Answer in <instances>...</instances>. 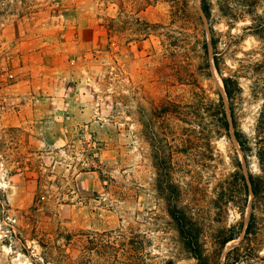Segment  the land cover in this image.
I'll use <instances>...</instances> for the list:
<instances>
[{
  "label": "rangeland",
  "instance_id": "374dc122",
  "mask_svg": "<svg viewBox=\"0 0 264 264\" xmlns=\"http://www.w3.org/2000/svg\"><path fill=\"white\" fill-rule=\"evenodd\" d=\"M200 1L5 0L11 6L0 17V264H197L170 216L165 172L156 167L142 113L154 116L157 147L167 149L178 141L166 137L172 122L160 112L170 103H197V87L211 98L223 94L214 66L212 79L197 70L196 41L203 29L211 38ZM212 4L225 70L261 59L264 43L247 29L252 16L232 21L217 0ZM241 82V121L250 132L261 101L251 98L249 79ZM174 149L178 205L202 225L212 254L219 229L249 220L252 195L243 216L233 206L226 216L214 208L237 157L247 173L243 154L234 136L213 138L211 147L196 141L190 152ZM241 240L225 247L221 264ZM126 246L133 252L126 254Z\"/></svg>",
  "mask_w": 264,
  "mask_h": 264
},
{
  "label": "trees",
  "instance_id": "16d2710c",
  "mask_svg": "<svg viewBox=\"0 0 264 264\" xmlns=\"http://www.w3.org/2000/svg\"><path fill=\"white\" fill-rule=\"evenodd\" d=\"M217 1L222 16L232 21L243 18L242 15L252 16L253 24L247 29H253L254 35L264 43V16L257 13L258 0ZM200 4L201 11L209 23L211 38L209 42L207 32L203 29L201 33L203 39L196 41L197 49H194L193 52L195 51V56L201 59L197 70L200 77L212 79L214 66L222 80L226 100L220 91L216 92L217 98H211L203 88L197 87L199 88L196 93L197 103L184 106L170 103L164 111L160 112L163 114L162 117L172 122L166 137L174 138V141H178V145H169L167 149L157 147L158 135L154 131V116L148 117L142 113L145 136L151 147L158 151L157 154H154L156 167L162 168L161 170L165 172L162 180L163 195L168 201L170 216L176 223L183 247L197 261V264H221L225 247L241 237V243L227 253L223 264H264V256L260 255L264 248V46L260 52L261 59L248 65L242 63L239 72L228 73L225 70V54L220 51L223 41L213 26L212 0H201ZM234 4L237 9L233 6ZM9 6L11 5L5 0H0V17L8 10ZM196 15L200 24L204 26L200 13L197 12ZM225 44L229 46L228 49L232 46L227 42ZM210 46L213 50L212 63ZM242 77L250 81L251 98L261 101L258 115L250 132L243 128L241 121L245 94L241 82ZM169 109H177V111ZM142 112H145L144 109ZM171 119H177L187 127ZM177 134H181L182 137L179 139ZM232 136L239 144L247 173H245L243 162L237 157L236 170L219 186L214 208L220 216H226L229 206H233L238 208L243 216L252 195L251 211L247 226L245 222L241 221L236 225L223 227L215 233L213 237L215 250L210 254L203 241V237L206 235L204 228L192 215L178 205L180 191L173 181L171 172L176 151L174 148L183 146L190 152L196 141L211 147L213 138L232 139ZM254 164L257 165V171L253 170ZM124 251L127 254L133 252V249L126 246Z\"/></svg>",
  "mask_w": 264,
  "mask_h": 264
},
{
  "label": "bare ground",
  "instance_id": "6f19581e",
  "mask_svg": "<svg viewBox=\"0 0 264 264\" xmlns=\"http://www.w3.org/2000/svg\"><path fill=\"white\" fill-rule=\"evenodd\" d=\"M220 86H221V89H222V91H223V94H224V87H223V84H222V81H220ZM235 241H232V242H230L228 245H227V247H229L232 243H234ZM227 251V250H226Z\"/></svg>",
  "mask_w": 264,
  "mask_h": 264
},
{
  "label": "water",
  "instance_id": "95a60500",
  "mask_svg": "<svg viewBox=\"0 0 264 264\" xmlns=\"http://www.w3.org/2000/svg\"><path fill=\"white\" fill-rule=\"evenodd\" d=\"M246 228V227H245Z\"/></svg>",
  "mask_w": 264,
  "mask_h": 264
}]
</instances>
